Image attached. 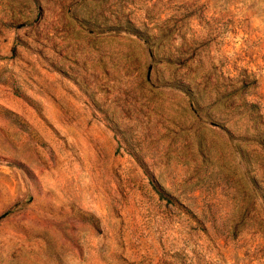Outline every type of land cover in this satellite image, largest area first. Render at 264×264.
I'll return each mask as SVG.
<instances>
[{"label":"rangeland","instance_id":"obj_1","mask_svg":"<svg viewBox=\"0 0 264 264\" xmlns=\"http://www.w3.org/2000/svg\"><path fill=\"white\" fill-rule=\"evenodd\" d=\"M0 264H264V0H0Z\"/></svg>","mask_w":264,"mask_h":264}]
</instances>
